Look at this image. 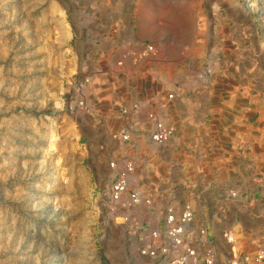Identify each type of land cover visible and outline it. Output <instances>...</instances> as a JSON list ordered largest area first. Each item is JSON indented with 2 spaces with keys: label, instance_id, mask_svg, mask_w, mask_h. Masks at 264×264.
<instances>
[{
  "label": "rangeland",
  "instance_id": "rangeland-1",
  "mask_svg": "<svg viewBox=\"0 0 264 264\" xmlns=\"http://www.w3.org/2000/svg\"><path fill=\"white\" fill-rule=\"evenodd\" d=\"M190 3L193 7L182 0H0V264H166L162 256L142 253L148 242L140 219L145 209L154 210L153 191H145L151 205L130 209L110 197L115 176L110 162L119 145L111 142L109 129L95 125L88 95L91 84L99 87L102 81L98 68L92 75L88 67L84 76L77 69L92 43L119 28L138 32L154 46L150 54L162 33L169 38L162 50L167 54L193 39L216 57L234 61L233 68L254 57L247 67L264 80V0ZM188 27L194 28L192 38ZM199 56L189 65H175L182 60L176 57L170 66L184 75L218 71V64L206 65ZM118 114L123 117L121 110ZM129 144L121 146L125 155ZM186 147L174 146L178 152ZM239 195L230 188V199ZM236 211L252 216L251 209ZM202 240L200 252L210 249L216 258L214 247ZM220 246L218 258L226 262L223 241Z\"/></svg>",
  "mask_w": 264,
  "mask_h": 264
},
{
  "label": "crops",
  "instance_id": "crops-1",
  "mask_svg": "<svg viewBox=\"0 0 264 264\" xmlns=\"http://www.w3.org/2000/svg\"><path fill=\"white\" fill-rule=\"evenodd\" d=\"M182 1L190 6L193 0ZM193 29L187 28L191 38ZM125 30H110L102 40L92 43L87 53L81 54L77 74L84 76L89 67L93 75L98 68L102 81L99 87L91 84L88 95L95 105V125L109 129L111 142L118 143L112 158H135L139 163L138 185L155 194L154 210L145 209L143 220L163 227L167 206L189 202L194 220L188 229L198 248L204 247L201 238L207 240L205 246L214 247L216 264H227L232 258L226 231L234 233L242 252L264 248V80L259 70L247 67L255 64L254 57L240 59L239 65L244 67L233 68L230 66L237 65L234 61L216 57L205 44L199 47L193 39L176 46V53L167 54L162 50L168 49L169 38L161 33L156 36V52L144 58L141 53L146 41L138 32ZM199 53L204 64L220 66L216 73L184 75L170 66L176 57L182 60L175 65L194 64ZM182 78L185 84L180 82ZM171 92L175 94L172 100L167 98ZM139 101L142 108L138 112L134 105ZM121 107L129 109L128 116L119 118ZM151 111L175 128L171 141L163 146L151 139L152 123L147 117ZM121 128H130L134 135L126 155L121 148H126L125 143L114 135ZM177 143L185 144L186 151L178 152L174 148ZM171 161L174 163L168 166ZM230 188L240 195L230 199ZM240 208L251 209V218L236 211ZM230 209L236 210L232 213ZM203 229L205 235L200 233ZM221 241L229 255L226 262L218 258Z\"/></svg>",
  "mask_w": 264,
  "mask_h": 264
},
{
  "label": "built area",
  "instance_id": "built-area-1",
  "mask_svg": "<svg viewBox=\"0 0 264 264\" xmlns=\"http://www.w3.org/2000/svg\"><path fill=\"white\" fill-rule=\"evenodd\" d=\"M154 50L152 44H143L142 56H148ZM122 61H120V64ZM175 97L173 92L167 95L172 100ZM139 112L142 102L134 105ZM121 116L129 115L127 107H121ZM148 120L152 123L151 139L157 144L168 142L175 134V128L168 124L159 113L151 111L147 114ZM117 137L123 143H132L134 140L133 131L130 128H122ZM137 161L133 157L114 158L110 162L115 176L111 181L109 193L111 199L122 208L130 209L142 204L151 205V198L138 185L136 180ZM134 186L133 188H131ZM194 220V210L190 203H184L180 209L175 206H168L164 212L163 227L156 226L152 221L140 219L143 223L142 239L148 242L143 246L142 253L165 258L166 264H216V258L210 249L201 253L194 241V234L189 231L188 226ZM205 235V231H202ZM224 236L231 244L232 258L229 264H264V248L255 253L242 252L237 247V240L234 233L226 231Z\"/></svg>",
  "mask_w": 264,
  "mask_h": 264
},
{
  "label": "bare ground",
  "instance_id": "bare-ground-1",
  "mask_svg": "<svg viewBox=\"0 0 264 264\" xmlns=\"http://www.w3.org/2000/svg\"><path fill=\"white\" fill-rule=\"evenodd\" d=\"M142 145V144H141Z\"/></svg>",
  "mask_w": 264,
  "mask_h": 264
}]
</instances>
